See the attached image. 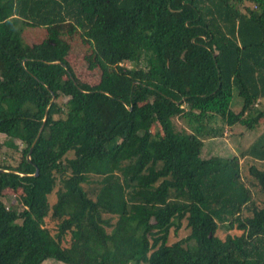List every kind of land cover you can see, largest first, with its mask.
Listing matches in <instances>:
<instances>
[{"label": "trees", "instance_id": "16d2710c", "mask_svg": "<svg viewBox=\"0 0 264 264\" xmlns=\"http://www.w3.org/2000/svg\"><path fill=\"white\" fill-rule=\"evenodd\" d=\"M65 25L97 82L55 36L22 43ZM263 99L264 0H0V264H264V132L241 163L201 157L260 127ZM221 224L238 236L219 240Z\"/></svg>", "mask_w": 264, "mask_h": 264}, {"label": "rangeland", "instance_id": "374dc122", "mask_svg": "<svg viewBox=\"0 0 264 264\" xmlns=\"http://www.w3.org/2000/svg\"><path fill=\"white\" fill-rule=\"evenodd\" d=\"M10 12L11 6L9 4L4 9V15L6 19L10 18ZM51 35L52 37L55 36V41L57 44L56 49L63 54L64 58L71 64L78 76L85 78L89 83L92 84L99 80L100 71L93 53L86 40L78 35V32L72 27V25L57 27L52 34H50L48 30H44L38 27L31 29L26 28L22 33V43L24 45L42 43L47 41L48 39H51ZM126 66L130 68L134 67V65L132 64H126ZM63 101H65V99ZM261 105V107H264V99L262 100ZM240 107L241 100L237 95V90L233 88L230 108L234 111H238ZM49 110V116L53 118H56L58 116L56 107L51 105L49 107ZM262 122L263 123H261L260 127H258L254 131L245 130L241 126H235L232 129V132L224 131V135L222 138L205 141L203 149L201 151V157H208L212 154L224 157L238 156L241 163L245 158V156H243V153L248 150L250 145L254 141H256L257 138L264 132V120H262ZM5 140L6 138L4 137V135H0V143H3ZM15 145L17 148H21V144L18 140L15 141ZM5 151H7V148L2 147L0 151V157H2V153ZM66 158L71 159L72 155L68 154ZM205 182L206 184L207 182H209L210 184L212 183V185L216 187V190L218 189L219 193H221L226 186L228 194H232L233 188L231 187V185L233 186V184L236 183V181L233 180L232 182L227 183L217 179H210L206 180ZM88 186L91 187L92 183H90ZM56 189L58 188H55V190ZM16 196L17 195L11 193L10 191H7L3 198L4 204H6L7 206L12 204L17 205L18 202ZM53 197L54 195H51V197H49V200L51 201ZM238 234V230L234 226H230L228 224L219 225L216 232L217 238L222 241H224L227 237L234 239L236 236H238ZM185 235L186 231L183 229L180 230L178 234H173L172 232L170 241L173 242L184 237ZM43 264L64 263L49 259L46 260Z\"/></svg>", "mask_w": 264, "mask_h": 264}, {"label": "water", "instance_id": "95a60500", "mask_svg": "<svg viewBox=\"0 0 264 264\" xmlns=\"http://www.w3.org/2000/svg\"><path fill=\"white\" fill-rule=\"evenodd\" d=\"M40 132H41V129H40L39 133L37 134V136H36V138H35V140H34L32 146L34 145V143L36 142L37 138L39 137ZM32 146H31V148H30V151H31V149H32ZM27 160L29 161V155L27 156ZM0 172H4V170H0ZM37 173H38V171L36 170V172H35L34 175H37Z\"/></svg>", "mask_w": 264, "mask_h": 264}]
</instances>
